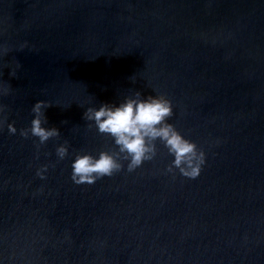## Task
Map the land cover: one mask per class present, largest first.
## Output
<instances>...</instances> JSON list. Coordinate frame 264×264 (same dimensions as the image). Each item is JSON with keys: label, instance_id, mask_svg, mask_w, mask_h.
Listing matches in <instances>:
<instances>
[{"label": "water", "instance_id": "obj_1", "mask_svg": "<svg viewBox=\"0 0 264 264\" xmlns=\"http://www.w3.org/2000/svg\"><path fill=\"white\" fill-rule=\"evenodd\" d=\"M0 88V264H264V0H0ZM136 91L172 102L199 177L168 173L157 141L135 171L74 184L76 154L114 147L87 108ZM38 101L60 132L39 149L20 136Z\"/></svg>", "mask_w": 264, "mask_h": 264}, {"label": "clouds", "instance_id": "obj_2", "mask_svg": "<svg viewBox=\"0 0 264 264\" xmlns=\"http://www.w3.org/2000/svg\"><path fill=\"white\" fill-rule=\"evenodd\" d=\"M7 51L8 49H3L4 54ZM12 75H15V72ZM9 91V88H0V95L6 96ZM141 96L142 94L136 91L135 98L128 97L118 106L103 104L99 110L87 108L83 118L92 122L88 124L89 130L95 127L98 134L110 136L114 140V147L99 152L98 159L90 154H76L71 165V180L74 184L91 186L99 179L112 177L122 171V161H128V172L135 171L144 162H151L156 158L157 141L167 148L169 155L174 156L173 162L166 169L168 173L175 175V170H178L185 178L195 180L199 177L206 162L205 153L195 143L185 139L174 125L167 123L173 116L172 102L163 95L148 96L146 99H141ZM51 106L44 101L35 103L32 108L35 118L31 121V127L20 130V136L25 139L29 138V134L38 138L37 149L50 139L60 136L56 128L42 126L47 124L44 110ZM4 111L5 108L0 106V113ZM6 119H0V129ZM7 127L10 134H16L17 129L12 124ZM68 148L67 141L56 148L59 161L69 155ZM47 167L37 171V176L42 180L46 179L43 173L47 171Z\"/></svg>", "mask_w": 264, "mask_h": 264}]
</instances>
